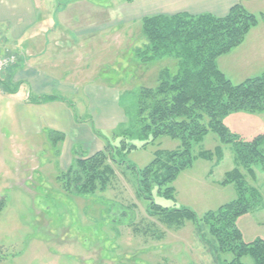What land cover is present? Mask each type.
I'll return each instance as SVG.
<instances>
[{
	"label": "rangeland",
	"instance_id": "374dc122",
	"mask_svg": "<svg viewBox=\"0 0 264 264\" xmlns=\"http://www.w3.org/2000/svg\"><path fill=\"white\" fill-rule=\"evenodd\" d=\"M96 1L103 6L108 0ZM246 8L260 17L264 15V0H248ZM260 23L264 26V22ZM256 36L255 31H251L241 49L220 60L219 66L227 73L225 77L235 85L264 73L246 68L244 63L250 56L244 55V50L251 48V40ZM139 40L146 44L141 31L131 45L123 43L119 46L125 49L122 56L113 54L109 61L83 62L85 66L80 69L85 73L88 72L86 65L92 69L101 99L94 115H98L97 120L100 121L103 115L100 111L105 110L112 119L110 123L104 121L112 125L114 120L112 131L133 128L140 91L155 88L162 70L174 72L177 69V60L173 57L142 61L135 55L137 48L145 45H139ZM113 48L118 47L113 45ZM64 65L75 66L71 62ZM111 85L116 89L114 106L117 109L103 100L105 88L109 89ZM6 91L14 102L44 96L29 92L23 83L14 84ZM48 95H56L72 103L78 117L86 109L85 100L88 98L81 90L69 96L57 92ZM1 105L0 197L4 199L5 206L0 212V264H220L231 259L229 254L216 257L214 242L203 223L198 226L196 221L188 219L180 227H168L158 221L160 216L153 215L149 209L150 202L168 210L188 209L200 220L205 213L216 211L237 198L233 184H221L225 174L238 166L231 145L223 143L217 134L207 132L199 141L192 143L194 160L170 183L172 198L159 194L155 187L150 191V202L139 198L135 174L125 166L115 167L116 179L104 193L92 196L66 194L57 176L66 170L72 162L69 160L74 157L66 156L61 162L59 150L62 152L63 143L49 139L47 132L41 135L24 133L15 110L14 127L10 129L2 119L5 110ZM222 123L231 134L249 141L264 134V111L232 113L224 117ZM11 131L13 138L10 137ZM101 141L98 144H102ZM129 142L135 149L121 156L126 164L136 169L144 168L155 158L180 146L179 140L167 136H160L144 147L146 139L137 134ZM95 143L75 144L74 151L85 153L83 145L91 151ZM112 143L117 145V141ZM261 150L264 154V142ZM205 151L211 153L210 158H199V153ZM239 170L244 175L246 186L257 190L260 196L259 203L235 222L242 241L250 243L264 239V170L260 165H254L250 175L242 168ZM241 262L252 264L249 257H244Z\"/></svg>",
	"mask_w": 264,
	"mask_h": 264
},
{
	"label": "trees",
	"instance_id": "16d2710c",
	"mask_svg": "<svg viewBox=\"0 0 264 264\" xmlns=\"http://www.w3.org/2000/svg\"><path fill=\"white\" fill-rule=\"evenodd\" d=\"M125 1L129 3L132 0ZM243 1L237 0L224 17L179 13L143 18L142 34L146 44L138 48L135 55L145 62L173 57L177 60L176 71L162 70L155 88L140 91L133 128H117L110 136H105L92 126L95 136L104 142L102 150L88 157L73 150L71 164L57 176L66 194L92 196L106 192L116 179L115 167L125 166L135 174L139 198L150 202L153 187L159 194L172 198L170 183L194 160L192 143L199 141L207 132L217 134L223 143L231 145L238 166L225 174L221 184H233L237 198L216 211L205 213L200 220L188 209L168 210L151 202L149 209L153 215L160 216L158 221L168 227H180L188 219L196 221L197 225L200 222L206 225L214 242L216 257L218 254L231 255L229 261L224 260L220 264H243L241 260L244 257H249L252 264H264V239L244 243L235 225L238 217L259 203V193L246 186L239 168L248 175L253 174L254 165H260L264 170L261 150L264 134L243 141L222 123V119L232 113L264 111V73L235 85L216 65L219 57L241 45L248 32L259 22H264V15L257 17L247 12L241 4ZM29 101L36 105L58 101L72 107L71 103L56 95ZM135 134L146 139L142 147L160 136L177 139L180 146L155 158L144 168L136 169L126 164L121 156L135 149L129 142ZM48 135L49 139H64L61 133L54 131H49ZM113 141H117V145ZM210 156L211 153L205 151L198 157L209 159ZM4 206V199L0 197V212Z\"/></svg>",
	"mask_w": 264,
	"mask_h": 264
},
{
	"label": "crops",
	"instance_id": "0c3cea01",
	"mask_svg": "<svg viewBox=\"0 0 264 264\" xmlns=\"http://www.w3.org/2000/svg\"><path fill=\"white\" fill-rule=\"evenodd\" d=\"M247 3L248 0H245L241 4L250 13L246 8ZM235 4L237 0H132L129 3L125 0H108L103 6L96 0H65L59 3L54 0H0V56L14 55L17 59L13 67L6 69L0 84V103L5 110L2 119L6 120L10 129L13 128L15 110L27 135H41L49 131L61 133L64 136L62 152L59 150L61 162L66 156L74 157L75 144H94L93 140L97 141L95 144L99 147L95 146L91 151L82 144L85 153H81L88 157L104 146L103 141L98 144L100 139L91 127L108 136L113 130L114 120L111 121L112 125L107 124L112 117L110 119L105 110L100 111L102 120H97L98 115L95 117L94 110L99 108L101 100L99 87L88 65V72H81V67L85 66L82 63L109 61L113 54L122 56L125 49L119 46L123 43L131 45L134 38L139 37L141 21L145 17L179 13L224 17ZM259 23L248 32L255 31L257 36L252 38L251 48L244 50L243 54L250 55L249 61L244 62L246 68L264 72V26ZM246 37L226 56L241 49ZM143 44L139 40V45ZM113 45L118 48L114 49ZM99 54L101 56L98 57ZM223 57L225 55L217 59L216 65L226 76L225 69L219 66ZM68 62L75 66L65 67L64 64ZM18 83L27 85L28 91L38 96L54 92L69 96L81 90L88 98L85 100L86 109L78 117L72 103V107L58 101L36 105L30 103L28 98L14 102L6 89ZM115 91L113 85L105 88L103 100L117 109L114 106ZM10 137L13 138L12 131Z\"/></svg>",
	"mask_w": 264,
	"mask_h": 264
},
{
	"label": "built area",
	"instance_id": "2783aa9c",
	"mask_svg": "<svg viewBox=\"0 0 264 264\" xmlns=\"http://www.w3.org/2000/svg\"><path fill=\"white\" fill-rule=\"evenodd\" d=\"M17 62L14 55H3L0 56V84L4 80L6 69L13 67Z\"/></svg>",
	"mask_w": 264,
	"mask_h": 264
}]
</instances>
